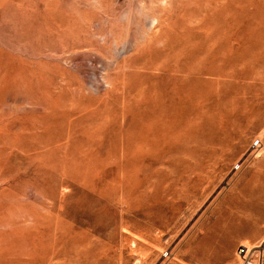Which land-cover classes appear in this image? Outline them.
Returning <instances> with one entry per match:
<instances>
[{
	"label": "rangeland",
	"instance_id": "obj_1",
	"mask_svg": "<svg viewBox=\"0 0 264 264\" xmlns=\"http://www.w3.org/2000/svg\"><path fill=\"white\" fill-rule=\"evenodd\" d=\"M263 88L264 0H0V264H264Z\"/></svg>",
	"mask_w": 264,
	"mask_h": 264
},
{
	"label": "bare ground",
	"instance_id": "obj_2",
	"mask_svg": "<svg viewBox=\"0 0 264 264\" xmlns=\"http://www.w3.org/2000/svg\"><path fill=\"white\" fill-rule=\"evenodd\" d=\"M158 31V30H157ZM183 39V38H182ZM126 42V41H125ZM123 48V47H122ZM151 53V52H150ZM159 53V52H158ZM118 54H119V52H118ZM155 54V53H154ZM174 54V53H173ZM196 54V53H195ZM121 55V54H120ZM159 55V54H158ZM141 57V56H140ZM117 58V57H116ZM115 58V59H116ZM141 58H143V57H141ZM115 59H113V61L115 60ZM198 59V58H197ZM187 60V59H186ZM112 61V60H111ZM175 61V60H174ZM179 61V60H178ZM198 61H199V59H198ZM173 62V61H172ZM177 65V64H176ZM193 65V64H192ZM170 67H172L171 65H169ZM194 66V65H193ZM177 67V66H176ZM137 68V67H136ZM153 68H155V67H153ZM175 68V67H174ZM173 68V69H174ZM181 68V67H180ZM179 68V69H180ZM195 68V67H194ZM192 69V68H191ZM190 69V70H191ZM175 70V69H174ZM189 70V71H190ZM198 70V69H197ZM225 70V69H224ZM178 71H180V70H178ZM175 72H176V70H175ZM181 72V71H180ZM194 73V72H193ZM198 73V72H197ZM188 74V73H187ZM191 74V73H190ZM201 74V73H200ZM159 76H160V74H158ZM170 75V74H169ZM230 75V74H229ZM231 76H234V75H231ZM146 77V76H145ZM183 77H186V76H183ZM235 77V76H234ZM124 78V77H123ZM196 78H198V76H194L193 78H191L190 77V79L192 80H194V79H196ZM216 77H212V75H211V79H215ZM232 78V77H231ZM146 79V78H145ZM187 79H189V78H187ZM210 79V80H211ZM220 79V77H218V78H216L215 79V82H217L218 84H219V87H222L221 89H223V88H225V87H227V84L226 83H220V82H218V80ZM148 80V79H147ZM155 80V79H154ZM169 80V79H168ZM167 80V81H168ZM181 80V79H180ZM191 80H189V81H191ZM229 80H230V82H231V79L229 78ZM233 80H234V78H233ZM232 80V81H233ZM107 81V80H106ZM166 81V80H165ZM222 81H224V80H222ZM147 82V81H146ZM186 82V81H185ZM187 82H188V80H187ZM245 82V81H244ZM117 83V82H116ZM167 84V83H166ZM230 85H232V82L230 83ZM245 85V84H244ZM121 86V85H120ZM165 86V85H164ZM168 86H170L169 84H168ZM233 86V85H232ZM167 88V87H166ZM173 88V87H172ZM177 89V88H176ZM264 89V88H263ZM262 89V90H263ZM114 90H117V88L116 89H114ZM261 90V89H260ZM132 91V90H131ZM130 91V92H131ZM169 91V90H168ZM223 91H224V89H223ZM195 93V90H191V94L193 95ZM261 93V92H260ZM140 94V93H139ZM259 96H260V94H258ZM257 95V96H258ZM220 96V95H219ZM224 97V96H223ZM255 97V98H254ZM146 98V97H145ZM253 98L254 99H257V101L259 100L256 96H253ZM253 99V100H254ZM222 100H223V98H222ZM261 100V104H262V99H260ZM259 100V101H260ZM142 101V100H141ZM241 101V100H240ZM243 101V100H242ZM258 101V102H259ZM127 102V101H126ZM148 102H150V103H152V108H153V112L151 113V119L153 120V122H152V124L150 123V125L147 127V131H146V133L144 134V139H146L147 140V143H148V145H150V147L152 146H156V145H161V144H163V146H165L166 145V136H167V134L169 133L168 132V128H167V126H169V128H170V126H174L176 123H177V120L179 119V118H182V116H183V114H182V112H180V106L176 103V102H171L170 103V101H168L167 100V96H166V94L164 93V92H162V91H156V92H154V93H152L151 95H150V98L148 99ZM219 102H220V100H219ZM249 102H250V100H249ZM248 102V103H249ZM254 102V101H253ZM264 102V101H263ZM211 103V102H210ZM247 103V104H248ZM129 104V103H128ZM201 104V103H200ZM219 104V103H218ZM226 104V103H225ZM239 104H241V103H239ZM251 104H252V102H251ZM261 104H260V106H261ZM190 105V104H189ZM243 105V104H242ZM255 105H259V104H255ZM254 105V106H255ZM140 106V105H139ZM244 106L246 107V105L244 104ZM250 106V105H249ZM260 106H258V107H260ZM208 107V106H207ZM233 107V106H232ZM240 107V106H239ZM241 107H243V106H241ZM237 108V107H236ZM261 108H264V105L263 106H261ZM260 108V109H261ZM122 109V108H121ZM202 109V108H201ZM234 109V108H233ZM260 109H259V112H261L260 111ZM129 110V109H128ZM195 110V109H194ZM258 111V110H257ZM264 111V110H263ZM262 111V112H263ZM125 112H126V110H125ZM133 112V111H132ZM206 112V111H205ZM234 112V111H233ZM238 112V111H237ZM243 112V111H242ZM244 114V113H243ZM254 114V113H253ZM256 114H258V112H256ZM130 115V114H129ZM148 115V114H147ZM192 115V114H191ZM236 116V115H235ZM185 117V116H184ZM200 117V116H199ZM198 117V118H199ZM264 116H261V118H263ZM222 118V117H221ZM244 118V117H243ZM258 119H260V117L258 118ZM182 120V119H181ZM195 120V119H194ZM235 119L233 118V121H234ZM257 120V119H256ZM146 121H147V119H146ZM228 121V120H227ZM226 121V122H227ZM253 121H255V120H253ZM260 121V120H259ZM258 121V124L260 123ZM230 122V121H229ZM239 122H241L240 121V119H239ZM254 123V122H253ZM241 124V123H240ZM239 124V125H240ZM255 124V123H254ZM134 125V124H133ZM255 125H257V124H255ZM254 125V126H255ZM241 126V125H240ZM239 126V127H240ZM259 126V125H258ZM237 127V126H236ZM257 127V126H256ZM236 130V129H235ZM238 130V129H237ZM245 130V129H244ZM135 135V134H134ZM244 135V134H243ZM234 136H231L230 137V139H232ZM243 137V136H242ZM129 138V137H128ZM143 139V140H144ZM227 139V138H226ZM229 139V140H230ZM156 143V144H155ZM225 145H227V144H225ZM224 146V145H223ZM228 146V145H227ZM129 147V146H128ZM230 147V146H229ZM137 148V147H136ZM223 148H225V147H223ZM258 148V147H257ZM136 150V149H135ZM150 150V149H149ZM255 151V150H254ZM169 154V153H168ZM167 154V155H168ZM165 155V154H164ZM166 155V156H167ZM139 157V156H138ZM148 156H146V158H147ZM163 160H166V159H164L163 158V156L161 157ZM135 159V158H134ZM133 159V160H134ZM135 161V160H134ZM141 161V160H140ZM157 163H159V161L157 160ZM156 163V164H157ZM152 164V163H151ZM127 165V164H126ZM158 165V164H157ZM160 165V164H159ZM139 171V170H138ZM134 171H132V173H133ZM141 172V171H140ZM159 173V172H158ZM101 175V174H100ZM110 176V175H109ZM103 177H104V175H103ZM104 179V178H103ZM108 181H109V179H108ZM137 181V180H136ZM119 182V181H118ZM98 183H100V181L98 182ZM122 183V182H121ZM121 185V184H120ZM115 186V185H114ZM130 186V185H129ZM119 189V188H118ZM166 253V252H165ZM164 253V254H165ZM183 262V261H182ZM181 264V263H180Z\"/></svg>",
	"mask_w": 264,
	"mask_h": 264
},
{
	"label": "built area",
	"instance_id": "obj_3",
	"mask_svg": "<svg viewBox=\"0 0 264 264\" xmlns=\"http://www.w3.org/2000/svg\"><path fill=\"white\" fill-rule=\"evenodd\" d=\"M249 251H247L245 247V242L239 246L238 253L242 259L241 264H256L254 258H252V255L249 254Z\"/></svg>",
	"mask_w": 264,
	"mask_h": 264
},
{
	"label": "crops",
	"instance_id": "obj_4",
	"mask_svg": "<svg viewBox=\"0 0 264 264\" xmlns=\"http://www.w3.org/2000/svg\"><path fill=\"white\" fill-rule=\"evenodd\" d=\"M243 235V233H239V234H237V235H234L232 238H230V245L229 246H235V244H236V242H237V240H238V238L239 237H241ZM211 264H215V262L213 263V262H211Z\"/></svg>",
	"mask_w": 264,
	"mask_h": 264
}]
</instances>
